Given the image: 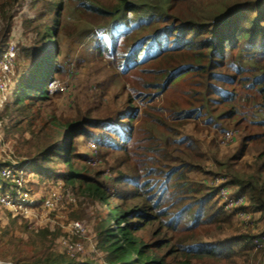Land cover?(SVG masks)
Segmentation results:
<instances>
[{
    "label": "rangeland",
    "instance_id": "obj_1",
    "mask_svg": "<svg viewBox=\"0 0 264 264\" xmlns=\"http://www.w3.org/2000/svg\"><path fill=\"white\" fill-rule=\"evenodd\" d=\"M61 1L63 11L60 18V34L54 40L53 45L58 48V61L64 70L55 80L59 81L65 90L58 92L59 94L56 93L58 95H50L52 96L50 101L43 104V116L36 122V130L43 128V125L53 115L66 119H77L82 116V118L99 122L101 127L88 128L90 137L77 138L75 145L78 152L87 155L89 159L90 156L96 157V162L89 161L88 165L100 176H96L93 172L91 176L106 186L108 192L114 197L115 205L125 208L130 207L133 202L121 198L123 196L121 192L126 189L124 177L133 178L135 170L142 169V165L146 164L149 159L147 157L150 148L165 146V141L170 136L176 141L190 139L196 145L195 151H187L190 156L182 147L180 148L183 149L180 154L181 159L172 161L170 156V160L166 162L167 165L164 161L162 163L164 162L163 165L168 168L179 166L184 162L186 165L188 163L189 168L186 169V175L189 180L215 190L214 202L221 207L218 186L222 183L226 185L231 175L220 167L219 162L232 157L231 163L235 172L251 174L255 163L259 159L264 161V149L256 150L262 146V142L253 141L250 144L249 147L255 151L244 154L242 148L245 144L243 140L245 137L264 132V110L257 105L262 101V97L255 88L244 90L238 81H222L226 73L231 76L225 67L223 69L210 66L205 78L204 75L190 73L178 79L159 97L142 100L139 99L138 91L135 89L143 90L144 83L151 80L157 81L155 77L158 75L161 78L159 69L163 70L169 64L170 58L147 62L137 70L124 73L123 60L113 58L111 51L118 48L121 52H126L128 48L131 50L139 45L146 33L155 34L160 27L157 22L159 17L166 16L170 19L169 22L160 23L163 28L176 22L213 24L234 4L240 1L245 2V0H203L202 2H194L195 0L179 2L175 0H126L127 4L134 5V11L118 10L115 14L102 17L100 20L89 13H82L79 9L81 2L91 4L90 1L93 0ZM52 2L53 0H0V33L10 25L7 37L4 39L2 35L0 36V48L3 44L5 48L11 40H15L19 48L16 87L23 75L31 70V64L35 61L28 58L29 51L34 53L35 59L42 58V70H40L42 73L39 78L41 81L45 78L47 73L45 54H48L51 42H42L40 35L44 33L46 25L53 26L55 23ZM117 3L114 0H94L92 2L94 6L108 12L114 11ZM1 40L4 41L3 44ZM101 46H106L109 50L102 52ZM185 55L183 56L184 64L194 63L192 61L195 55L193 52ZM236 57L240 60L238 54ZM254 59L257 60V58ZM170 63L179 65L181 62L179 58H175L170 60ZM248 63L249 65L245 64L248 69L259 70L260 66L254 61L249 60ZM261 67V71H264V62ZM210 87L213 89L211 90ZM215 89H223L225 92L235 89L237 97L225 103ZM130 98L139 110V117L133 123V132L128 130V121L124 120L130 113L131 107L134 108L129 104ZM10 102H12L11 99L8 103ZM193 108L202 109V115L192 120L177 119L180 114L183 112L185 114ZM235 109L237 114L227 117ZM157 118L162 124L156 125L155 119ZM3 120L5 139L3 145H0V161L3 162L4 156L7 159L8 151H12L18 160L27 158L32 162L31 159L36 157L35 150L39 144L38 139H35L29 130L28 121L25 120L18 125L14 122L13 125L8 118ZM172 126L174 127L173 132L170 131ZM48 127L51 128V126ZM111 129L115 131L111 132ZM233 129L241 132L234 146L223 145L221 142L223 133ZM116 131L118 133H115ZM46 132L43 130L40 137H45ZM128 135L130 138L126 141L125 137ZM141 155H147V157L144 159ZM150 155H153L155 159L154 152ZM33 172L32 181L34 183L30 186L34 192L45 194L57 182L62 181L57 179H44L43 181L38 177L37 171L33 170ZM141 173L139 172V175ZM65 186L69 190L72 189L66 184ZM231 189L235 192L234 188ZM207 193L208 191L202 192L201 196H206ZM75 195L78 203L69 207L70 211L65 214L67 219H54L51 214L40 210L36 218L26 221L12 218L6 210L0 209V258L10 259L20 264H38L39 260L45 262L49 257H65L60 249L59 239L63 236L67 237L68 234L60 224L82 220L88 226L89 238L96 242L97 246L94 252L88 246L86 254L80 257V260L73 261L77 264L106 263L105 253L103 254L98 248L93 219H87L85 216L79 219L73 215L82 210L88 212L106 210L110 216V208L99 199L90 200V196L86 194L85 196ZM196 197L198 198L196 195L193 196L188 202H194L197 200ZM249 209L254 214V223L249 227L241 226L237 219H233L232 227L222 230L210 225L201 227L197 242L209 243L219 249H227L234 239L247 235L250 238L248 243L252 248L251 255L248 259H239L237 264H264V252L256 251L251 244L255 235L264 234V210L256 212L251 205ZM112 219L110 216L108 226L114 228L115 221ZM157 229L158 224L154 223L140 234L149 243L165 240L164 233H167L165 231L159 236H151ZM171 235L173 234L169 233L166 240ZM82 241L86 242L85 239ZM19 243L28 245L30 249L23 250L24 247L18 245ZM168 261L171 263L172 259ZM194 264L211 263L196 262Z\"/></svg>",
    "mask_w": 264,
    "mask_h": 264
},
{
    "label": "trees",
    "instance_id": "obj_2",
    "mask_svg": "<svg viewBox=\"0 0 264 264\" xmlns=\"http://www.w3.org/2000/svg\"><path fill=\"white\" fill-rule=\"evenodd\" d=\"M93 1H90L91 4L81 2L79 9L82 13L98 17L99 20L102 17L115 14L118 10L134 11L135 9L134 5L127 4L126 0H114L118 3L114 11L108 12L94 6ZM202 1L195 0L194 2ZM51 4L54 8L53 13L55 12V23L53 26L46 25L47 28L40 35L42 42H51L50 50L47 55L45 54L47 63L45 78L42 81L39 78L42 73L40 72L42 58L35 59L34 53L29 51L28 58L35 61L31 62V70L18 81L11 98L13 103L10 102L6 105L2 116L3 119L8 118L13 125L14 122L18 125L25 120L28 121L29 130L34 138L38 139L39 145L35 150L36 157L31 159V170L37 171L38 177L43 181L44 179L62 180L72 188L74 194L83 196L86 194L92 201L99 199L110 208V216L113 218L112 221H115L114 228L108 226L110 216L106 210L95 212L82 210L73 215L79 219L84 216L87 219H93L98 248L103 254L105 253L107 264H194L196 262L237 264L239 259H248L252 248L248 243L250 238L247 235L234 239L232 245H229L227 249H219L212 244L200 243L196 240L199 239L198 232L201 227L210 225L220 230L232 227L235 216L214 202L215 190L189 180L186 175V169L189 168L188 163L186 165L184 162L170 168L165 167L170 156L172 161L181 159L180 154L183 149L180 148H185L186 153L196 150V145L190 139L176 141L170 136L165 141V146L159 145L150 148V152L155 153V159L152 157L153 155H150V152H148V157L141 155L144 159L145 157L149 158L147 163L142 165V169L135 170L133 178L124 177L126 189L121 192L123 194L121 198L133 202L130 207L125 208L115 205L114 197L108 192L106 186L91 176L92 172H95L88 165L89 157L79 153L75 145L77 138L90 137L88 128L101 127L99 122L82 118V116L77 119H66L53 115L43 125V128L39 131L36 130V122L43 116L42 106L52 97H50L49 85L64 71L58 61V48L53 45L54 40L60 34L62 1L53 0ZM169 21L170 19L166 16L159 17L157 22L160 27L156 33H146L139 45L133 49L129 50L130 48H128L126 52H121L114 47L115 49L113 48L114 50L111 51L113 58L123 60L124 73L137 70L147 62L163 61L170 58L169 62L167 61L169 64L163 70L156 68L161 70V78L158 75L155 77L157 81H147L143 84V90L135 89L138 91L139 99L147 100L150 97L152 99L159 97L178 79L190 73L195 72L204 75L205 78L210 66L223 69L225 67L231 76L226 73L221 80L224 82L238 81L244 90L255 88L262 97V101L257 105L264 110V71H261L264 62V0L240 1L224 12L213 24L176 22L169 27H161V22ZM9 30L10 25L6 26V30H3L4 32L2 31L0 36L2 35L5 39ZM1 43L3 44L4 41L1 40ZM3 45L0 48V59L6 48ZM100 48L102 52L109 50L106 46ZM189 52L195 54L193 55L194 60H192L194 63L184 64L183 56ZM237 54L240 56V60L237 59ZM175 58H179L181 62L179 65L170 63V60ZM249 60L257 63L260 66L259 70L248 69L245 64L249 65ZM210 89L213 88L210 87ZM215 91L219 97L224 99L225 103L231 102L237 97L235 89L226 92L223 89H215ZM129 104L133 105V99H129ZM133 106L134 108L131 107L130 113L124 119L128 121V130L131 132H133V123L139 117L138 108ZM236 114L235 109L227 117ZM201 115L202 109L193 108L186 111L185 114L184 112L180 114L177 119L192 120ZM155 120L156 125L162 124L160 119ZM173 128V126L170 127L171 132H173ZM43 130L47 131L46 136L40 137ZM112 131L115 130L111 129ZM129 138V135L126 136V141ZM243 140L245 141L242 146L244 154L255 151L249 147L253 141L262 142V146L256 150L264 149V132L258 135L251 134ZM126 151L128 152L127 149ZM188 155L190 156L189 153ZM231 158L227 157L223 162H219L220 167L231 175L226 186L234 188L236 194L247 196L254 211H263L264 161L259 159L251 174H241L235 172ZM162 161L165 162V165ZM52 165L54 166L51 167ZM4 166L5 163L0 161V172ZM248 168L252 170L250 166ZM139 172H142L141 175ZM95 175L100 176L99 173H95ZM0 184H7L1 175ZM205 191H208L207 195L201 196ZM195 195L198 196L197 200L189 203L188 200ZM154 223L158 224V229L151 236H159L164 231L167 233H164L165 240L149 243L140 233ZM169 233L173 235L166 240ZM18 245H22L23 250L30 249L28 245L21 243ZM18 254L20 255V253ZM170 258L172 259L171 263L168 261ZM17 264L20 263L17 262ZM38 264L77 263L67 256H55L49 257L45 262L39 260Z\"/></svg>",
    "mask_w": 264,
    "mask_h": 264
},
{
    "label": "built area",
    "instance_id": "obj_3",
    "mask_svg": "<svg viewBox=\"0 0 264 264\" xmlns=\"http://www.w3.org/2000/svg\"><path fill=\"white\" fill-rule=\"evenodd\" d=\"M18 56L17 42L9 41L0 59V145H3L5 139V122L2 113L16 89ZM64 90L65 88L57 80H53L49 85L50 95ZM240 133L237 129L226 131L221 142L225 146L232 147ZM93 148H96L95 144ZM90 157L89 161L95 163L96 157ZM3 163L5 166L1 169L0 175L7 184H0V209L6 210L12 218L32 221L42 210L54 216V219H67L65 214L70 211L69 207L77 205L76 195L66 188L62 181L57 182L45 194L34 192L30 186L34 183L32 181L34 172L31 170V161L27 158L18 160L14 152L8 151L7 159L4 156ZM218 196L220 206L226 212L234 214L241 226L249 227L254 223V214L249 209L250 201L247 196L236 194L231 187L223 183L218 186ZM60 226L68 234L67 237L63 236L59 239L60 249L65 256L72 260H80V257L86 254L88 246L93 252L95 251L97 243L89 238V229L84 222L69 221L67 224L61 222ZM82 239H85L87 244ZM251 244L256 251L264 252V234L255 235ZM0 264L17 263L0 258Z\"/></svg>",
    "mask_w": 264,
    "mask_h": 264
},
{
    "label": "crops",
    "instance_id": "obj_4",
    "mask_svg": "<svg viewBox=\"0 0 264 264\" xmlns=\"http://www.w3.org/2000/svg\"><path fill=\"white\" fill-rule=\"evenodd\" d=\"M3 118V117H2Z\"/></svg>",
    "mask_w": 264,
    "mask_h": 264
}]
</instances>
